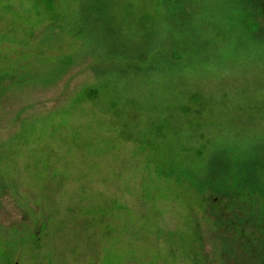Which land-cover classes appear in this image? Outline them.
Masks as SVG:
<instances>
[{"label": "rangeland", "instance_id": "1", "mask_svg": "<svg viewBox=\"0 0 264 264\" xmlns=\"http://www.w3.org/2000/svg\"><path fill=\"white\" fill-rule=\"evenodd\" d=\"M263 263L264 0H0V264Z\"/></svg>", "mask_w": 264, "mask_h": 264}, {"label": "trees", "instance_id": "2", "mask_svg": "<svg viewBox=\"0 0 264 264\" xmlns=\"http://www.w3.org/2000/svg\"><path fill=\"white\" fill-rule=\"evenodd\" d=\"M50 1V0H49ZM231 225H233V223H231ZM264 264V263H263Z\"/></svg>", "mask_w": 264, "mask_h": 264}]
</instances>
